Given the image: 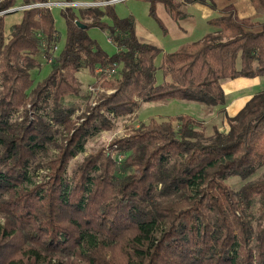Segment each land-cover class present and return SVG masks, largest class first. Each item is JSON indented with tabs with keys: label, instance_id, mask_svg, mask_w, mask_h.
I'll use <instances>...</instances> for the list:
<instances>
[{
	"label": "trees",
	"instance_id": "trees-1",
	"mask_svg": "<svg viewBox=\"0 0 264 264\" xmlns=\"http://www.w3.org/2000/svg\"><path fill=\"white\" fill-rule=\"evenodd\" d=\"M17 1L0 0V10ZM146 1L164 32L158 3L183 17L179 0ZM251 1L264 12V0ZM114 6L62 10L60 52L52 10L23 11L9 35L0 16V264H264V91L231 116L222 83L264 76V24L221 12L208 20L214 31L163 53ZM44 64L49 74L36 83ZM82 69L111 92H98L95 106L81 94ZM173 99L219 108L229 129L151 118L85 155L141 102Z\"/></svg>",
	"mask_w": 264,
	"mask_h": 264
},
{
	"label": "rangeland",
	"instance_id": "rangeland-1",
	"mask_svg": "<svg viewBox=\"0 0 264 264\" xmlns=\"http://www.w3.org/2000/svg\"><path fill=\"white\" fill-rule=\"evenodd\" d=\"M55 1V0H54ZM62 1V0H56ZM73 2H90L93 0H72ZM180 10L183 12V17L176 20L170 16L166 8L162 3L157 4L158 15L163 20L165 28L174 27L173 29L164 32L160 24L151 16L150 14V3L146 0H127L123 2L115 3V11L121 17H134L137 24V31L141 38L146 41L152 42L162 48L164 52H171L178 49L180 46L191 43L193 41L202 39L207 33L214 31L212 26L209 25L208 20L211 17L221 14V12L234 10V4L231 0H179ZM22 0L17 1V6L21 5ZM193 5L204 6L205 8L215 9V13L208 18H205L204 14L193 7ZM160 6V9H159ZM86 9V8H77ZM62 9L60 7H54L52 9L53 16L55 18V25L60 33L61 41L57 46V52H60L66 41V22L62 15ZM259 11V10H258ZM261 15L245 16L241 20L243 23L252 26L255 30H261L260 25L264 24V12H260ZM244 15V13H241ZM23 16L22 10H16L9 12L5 18V30L6 34L9 35L12 31L14 24L21 21ZM257 19V20H256ZM105 20L111 23L110 18H105ZM259 20V21H258ZM260 24V25H256ZM255 25V26H253ZM178 26V27H177ZM195 26V27H194ZM89 35L96 39L98 43L104 48L108 53L113 54L117 51V47L110 40L109 35L106 31L93 27L89 29ZM162 62V54H160L156 59V66H159ZM50 71V65L44 64L43 68L39 71H34L33 76L35 77L36 83L42 81ZM79 79L82 82L81 94L83 98L92 94L91 102L92 106L97 105L98 102V92L101 93H111L109 90H104L99 84L94 85L95 79L90 75L87 69H82L78 74ZM112 77V75H110ZM157 78L159 83H163L165 78L163 77L162 71H157ZM234 79H223L222 83L230 82ZM250 80V79H248ZM102 82V81H101ZM249 83V84H248ZM246 83L247 88L242 87L239 92L240 99L237 100L238 103H246L247 99H250L257 93L264 91V76L252 78ZM97 86V87H96ZM226 87V86H225ZM227 96L228 106L227 111L234 113L235 104H231L232 99H230V92ZM81 104L83 102H88L78 100ZM231 104V105H230ZM231 107H230V106ZM239 106V105H238ZM84 107V104H83ZM230 108V109H229ZM83 108L77 112V115L83 114ZM237 113V112H236ZM182 115H189L194 119L202 122L207 128L208 133L213 132L214 127H218L221 132H226L229 129L226 118L219 108L208 107L203 103L187 100L173 99L168 101L160 102H141L134 114L128 118L119 119L116 121L115 129L111 131H103L98 136L92 138L86 147V153L90 154L101 148L107 147L114 139L125 136L126 130L130 126H138L141 122H147L151 118L158 119L160 121L169 120L171 117H180ZM229 115V112H228ZM77 117V116H76ZM82 121V120H81ZM84 155H80L78 159H81ZM235 187L242 185V180L239 177H232L228 180Z\"/></svg>",
	"mask_w": 264,
	"mask_h": 264
},
{
	"label": "crops",
	"instance_id": "crops-1",
	"mask_svg": "<svg viewBox=\"0 0 264 264\" xmlns=\"http://www.w3.org/2000/svg\"><path fill=\"white\" fill-rule=\"evenodd\" d=\"M231 3L234 4V12L238 16L239 19L244 18L246 15L247 16H251V15L254 16L256 14L257 15H261V14H259V11L257 10V8L254 7V5L252 4V1L251 0H231ZM193 7H195L196 9H199L204 14L205 18L210 17L213 12L215 13V9L211 10L210 8H205L204 6L193 5ZM159 9H160V6H159ZM241 13H244V15H241ZM167 29L168 30L173 29L172 32L175 31L174 27H172V26H171V28L168 26ZM248 79L251 80L252 78L239 77V78H236V79H234V80H232L230 82H227V84L226 83L223 84V87H224V90H225L227 96H229L228 92L231 93L230 94L231 95L230 96V99H232L231 104H233V105L235 104V106H234L235 107L234 113H231L230 114V111H228L229 112V115H231V116H234L235 114H237L240 111V109L246 104V103H243V104L242 103L241 104L238 103L237 100L240 99V95L241 94H239V92L237 93L236 91L241 90L242 87L246 86L247 85L246 83H248V81H250ZM244 88H247V86L244 87ZM248 100L249 99H247V101Z\"/></svg>",
	"mask_w": 264,
	"mask_h": 264
},
{
	"label": "built area",
	"instance_id": "built-area-1",
	"mask_svg": "<svg viewBox=\"0 0 264 264\" xmlns=\"http://www.w3.org/2000/svg\"><path fill=\"white\" fill-rule=\"evenodd\" d=\"M123 1H127V0H100V1H90V2H73V1H68V0H62V1L48 0L46 2L23 3L19 6L16 5L6 10H0V16L4 14H8L9 12H13L16 10L25 11V10H29L33 8H47V9L52 10L54 7H60L62 9H66L69 7H74V8L84 7L88 9V8L95 7V6H105L108 4L118 3V2H123Z\"/></svg>",
	"mask_w": 264,
	"mask_h": 264
},
{
	"label": "water",
	"instance_id": "water-1",
	"mask_svg": "<svg viewBox=\"0 0 264 264\" xmlns=\"http://www.w3.org/2000/svg\"><path fill=\"white\" fill-rule=\"evenodd\" d=\"M81 27H83V28H86L87 26H86V25H83V24H81Z\"/></svg>",
	"mask_w": 264,
	"mask_h": 264
}]
</instances>
